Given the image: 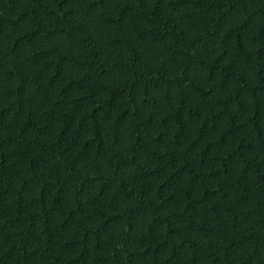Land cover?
<instances>
[{"label": "trees", "instance_id": "trees-1", "mask_svg": "<svg viewBox=\"0 0 264 264\" xmlns=\"http://www.w3.org/2000/svg\"><path fill=\"white\" fill-rule=\"evenodd\" d=\"M0 264H264V0H0Z\"/></svg>", "mask_w": 264, "mask_h": 264}]
</instances>
